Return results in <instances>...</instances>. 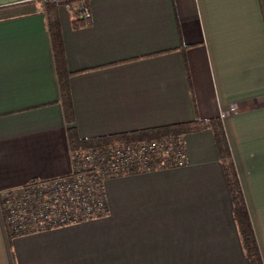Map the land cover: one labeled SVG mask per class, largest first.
Wrapping results in <instances>:
<instances>
[{"label": "crops", "instance_id": "1", "mask_svg": "<svg viewBox=\"0 0 264 264\" xmlns=\"http://www.w3.org/2000/svg\"><path fill=\"white\" fill-rule=\"evenodd\" d=\"M88 4L84 23L63 5L0 0V264H252L229 156L264 264V0ZM173 125L190 128L187 167L109 181L104 217L10 235L2 193L70 173V132L94 141Z\"/></svg>", "mask_w": 264, "mask_h": 264}, {"label": "built area", "instance_id": "2", "mask_svg": "<svg viewBox=\"0 0 264 264\" xmlns=\"http://www.w3.org/2000/svg\"><path fill=\"white\" fill-rule=\"evenodd\" d=\"M41 1L65 6L84 23L92 18L88 0ZM71 162L67 175L34 180L2 193L12 237L104 217L109 213V181L185 168L189 158L184 135L169 134L152 140L80 146L71 151Z\"/></svg>", "mask_w": 264, "mask_h": 264}, {"label": "trees", "instance_id": "3", "mask_svg": "<svg viewBox=\"0 0 264 264\" xmlns=\"http://www.w3.org/2000/svg\"><path fill=\"white\" fill-rule=\"evenodd\" d=\"M51 33H52V38H53V45H54V50H55L57 68L59 71V79L61 82L63 100H64L65 107L68 110L70 106L69 91H68L66 79H64L62 75L63 71L65 70L63 49L61 47L60 37H58L57 34L53 32L52 27H51ZM188 128L189 127H187L186 125H173L169 127L147 131L145 133L122 135L117 138L116 137L105 138V139H98L94 141H81L75 135V133L70 132V139H71L72 145L76 147L92 145V144H103L104 145V144H112L116 142L125 143V142H134V141H142V140H152V139L159 138V137L169 135V134H184L188 130ZM221 138H223L222 135H221ZM223 164H224V169L226 172L228 184H229L232 197H233V201H234L235 218L237 220V223L241 231L246 254L252 264H263L258 247H257L252 225L249 219L247 207H246L243 193L240 187L238 176H237L235 166H234V163L231 157L229 156L228 161L224 160Z\"/></svg>", "mask_w": 264, "mask_h": 264}]
</instances>
